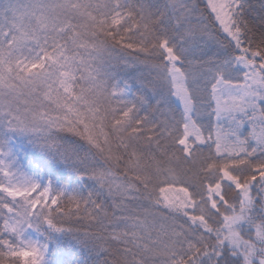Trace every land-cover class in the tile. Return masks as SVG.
<instances>
[{
  "label": "snow or ice",
  "instance_id": "6c2138e0",
  "mask_svg": "<svg viewBox=\"0 0 264 264\" xmlns=\"http://www.w3.org/2000/svg\"><path fill=\"white\" fill-rule=\"evenodd\" d=\"M4 130L0 264H264V0H0Z\"/></svg>",
  "mask_w": 264,
  "mask_h": 264
},
{
  "label": "rangeland",
  "instance_id": "374dc122",
  "mask_svg": "<svg viewBox=\"0 0 264 264\" xmlns=\"http://www.w3.org/2000/svg\"><path fill=\"white\" fill-rule=\"evenodd\" d=\"M5 135L6 130L0 131V138H3ZM61 139L69 143H79L80 150L87 151V145L83 144V142H78L77 138L71 137L69 134H61ZM7 140L14 146L15 151L20 157L22 170L29 174L36 175L42 183H47L51 179L57 187L68 185L69 187L78 188L80 193L85 196L94 188L98 192L103 191L99 189L95 180L85 177V180L81 181L69 166L63 164L57 166L63 171V174L57 178L50 163L37 153L36 150L28 144L26 139L7 134ZM97 198L99 199L101 197L97 196Z\"/></svg>",
  "mask_w": 264,
  "mask_h": 264
}]
</instances>
